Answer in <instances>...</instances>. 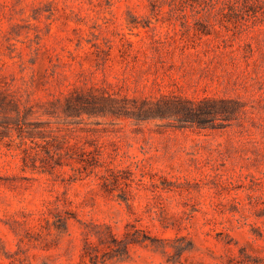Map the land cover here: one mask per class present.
<instances>
[{"label":"rangeland","instance_id":"rangeland-1","mask_svg":"<svg viewBox=\"0 0 264 264\" xmlns=\"http://www.w3.org/2000/svg\"><path fill=\"white\" fill-rule=\"evenodd\" d=\"M0 264H264V0H0Z\"/></svg>","mask_w":264,"mask_h":264},{"label":"trees","instance_id":"trees-1","mask_svg":"<svg viewBox=\"0 0 264 264\" xmlns=\"http://www.w3.org/2000/svg\"><path fill=\"white\" fill-rule=\"evenodd\" d=\"M249 1V0H248Z\"/></svg>","mask_w":264,"mask_h":264}]
</instances>
